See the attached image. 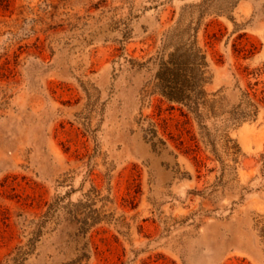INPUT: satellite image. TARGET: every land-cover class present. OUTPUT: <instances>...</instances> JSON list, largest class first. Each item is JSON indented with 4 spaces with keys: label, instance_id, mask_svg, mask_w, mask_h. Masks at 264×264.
<instances>
[{
    "label": "rangeland",
    "instance_id": "1",
    "mask_svg": "<svg viewBox=\"0 0 264 264\" xmlns=\"http://www.w3.org/2000/svg\"><path fill=\"white\" fill-rule=\"evenodd\" d=\"M0 264H264V0H0Z\"/></svg>",
    "mask_w": 264,
    "mask_h": 264
},
{
    "label": "trees",
    "instance_id": "2",
    "mask_svg": "<svg viewBox=\"0 0 264 264\" xmlns=\"http://www.w3.org/2000/svg\"><path fill=\"white\" fill-rule=\"evenodd\" d=\"M206 65L205 54L193 43L185 49H173L166 59L161 60L156 73L159 93L168 101L181 104L199 115V100L205 96L203 79Z\"/></svg>",
    "mask_w": 264,
    "mask_h": 264
}]
</instances>
